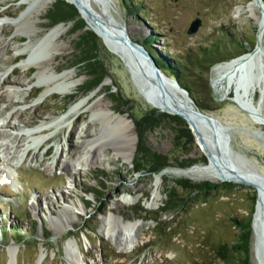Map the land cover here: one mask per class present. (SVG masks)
Listing matches in <instances>:
<instances>
[{
  "label": "rangeland",
  "instance_id": "obj_1",
  "mask_svg": "<svg viewBox=\"0 0 264 264\" xmlns=\"http://www.w3.org/2000/svg\"><path fill=\"white\" fill-rule=\"evenodd\" d=\"M20 1L0 0V264H188L201 252L198 241L203 240L202 235L231 239L234 229L229 217L245 213L243 198L251 190L243 183L229 195L195 193L189 204L190 214L177 226L183 230L184 237L168 239L154 235L155 222L148 216H155L162 205L165 186L178 178L192 183L222 182L168 174L164 175L168 180L163 183L162 177L157 187V173H150L147 168L135 171L134 163L142 156L138 145L143 143L167 156L171 165L166 168L206 164L208 158L200 150L188 121L180 116L192 137L179 139V147H174V127L178 125L169 118L147 131L144 124L138 125L144 115L164 111L139 92L122 58L95 32L99 58L107 74L98 86L81 94L79 88L88 74L75 64L74 42L83 29L71 33L72 21L58 22L65 24L67 30L58 36L42 38L54 25L46 17L52 4L38 13L44 0L30 7ZM141 1L144 16L128 12L121 0H88L98 12L111 15L123 25L132 41L141 44L154 35L151 43L157 51L181 59L195 56L208 47L207 42L228 34L236 35V40H246V51L256 45L258 25L250 0ZM256 9L258 13L259 7ZM196 17L201 19V24L196 32L188 33ZM84 29L91 28L85 25ZM250 41L255 44L251 46ZM54 48L60 54L50 64H56L59 72H73L69 80H78V84L71 93L62 95L55 91L43 98L40 94L46 82L37 80L36 62L45 60ZM27 63H30L28 69ZM214 65L207 75L196 69L188 72L197 98L208 106L198 107L229 126L230 146L238 157L245 159L242 162V158L233 157L234 162L264 173V122L254 120L230 96L218 97L210 81ZM251 73L262 79L263 92L258 88L253 101L260 104L264 118V49ZM37 90L39 93L33 97ZM109 92L120 96L122 101H112ZM232 94L235 88L231 89ZM69 95H74L75 101L62 112L59 109L63 98ZM80 100L84 103L77 121L74 114L57 124L56 120L69 106ZM106 105L133 123L131 138L135 139V153L129 160L115 153L114 148L122 138L113 136L115 126L99 112ZM86 124L91 136L80 142L78 130ZM41 125L46 126L43 133L28 135L27 132ZM94 133L102 136L95 143L101 158L89 164L92 149L89 140ZM65 160L74 166L69 174L61 168ZM181 161L186 164L182 166ZM6 169L9 174L5 173ZM89 188H102L103 194L85 193ZM156 191L161 199L155 202ZM132 197L131 203L124 202ZM63 207L69 208L71 224L63 225L56 219ZM113 214L139 224L131 231L122 230L113 222ZM164 217L170 219L172 215ZM104 220L112 221V227L104 228ZM129 236L135 240L133 247H128L126 242ZM69 242L79 259L69 253ZM252 244L253 233L250 264H257Z\"/></svg>",
  "mask_w": 264,
  "mask_h": 264
},
{
  "label": "bare ground",
  "instance_id": "obj_2",
  "mask_svg": "<svg viewBox=\"0 0 264 264\" xmlns=\"http://www.w3.org/2000/svg\"><path fill=\"white\" fill-rule=\"evenodd\" d=\"M39 0H21L20 3H27L29 7L37 3ZM53 0H44L43 3H41L40 8L38 10V13H42L47 10V8L52 4ZM80 5V15L85 19L87 27L91 28L95 31V33L102 39L104 44L114 53H116L120 57L128 58L132 61L133 65H131V70L134 72V74L142 80L140 82V86L136 85L139 92L147 99V101L152 104L154 107L160 109V110H168L170 104H174L178 108L183 109L187 114L191 116L190 122L191 126H194L195 124L199 125V128L201 132L205 135L206 142H209V135L206 133L205 130V124L201 119H199V116L196 114L197 109L196 107H190L189 102L186 99V96L179 92H173L168 93V102H166L160 95L158 89L156 87H153L149 84V82L146 80L147 77H145V74H143L141 70V66L137 60V57L130 52L128 47L123 43V40L116 35L114 32L106 31L104 27H101L93 18H91L87 11L84 9V6H88L87 2L88 0H78ZM263 3V4H262ZM262 4V5H260ZM28 7V8H29ZM250 7L252 11L254 12V17L256 19L257 25H258V32H257V42L255 47L252 50H249L247 52H244L238 56H235L227 61L219 62L215 64L212 69V82L213 86L215 88V92L217 93L218 97H224V96H230L231 99L238 102L250 115L251 117L256 120L257 122H264V118L262 117L260 113V104L256 105L253 101V96L255 91L260 88V90L263 92V88L261 87L262 79L258 78L257 76H253L251 73V70H254L255 65H257L258 57L260 56L261 52L264 49V0H250ZM256 7H259V12L257 13ZM100 16L103 19L108 20L111 22L114 26L119 27L122 29V32L127 36L129 40L130 36L128 35V32L126 31L125 27L121 25L119 22H117L111 15L104 14L100 12ZM67 26L63 23H56L53 26H51L47 33L42 37L46 38L53 35H60L61 33H64L67 30ZM40 39V38H39ZM132 41V40H131ZM57 54H60L59 50L57 51L56 48L50 49V52L48 53V57L45 60H42L41 62H36L38 66V70L36 72L37 80H45L46 86H43V90L40 94L41 97L45 98L46 96L52 94L53 92H58L59 94L66 95L68 93H71L74 88L78 84V80H69V78L72 77L73 72L71 71H63L59 72L55 65H51L50 62L55 58ZM26 68H30V63L25 64ZM250 73V74H249ZM147 76L151 77V81L156 84L155 78L151 73L147 74ZM257 77V78H256ZM7 80V79H4ZM69 80V81H68ZM135 83V82H134ZM232 88H235V94L230 95V91ZM84 103V100H80L78 102H75L69 108L67 111L56 121L57 124L62 122V120L66 119L70 115H77V118L81 115L78 113L79 109L82 107ZM98 104V103H97ZM101 113H104L106 115V121L110 124L114 125L116 130L114 131L113 136L121 137L122 139L119 141L118 145L114 148L115 153L118 155H122L125 159L129 160L133 157L135 153V139L131 138V133L133 131V123L131 120H129L125 115H122L118 112H115L112 110V108L109 105H106L105 107L99 109ZM94 112V111H93ZM97 112V113H99ZM96 114V113H95ZM18 117H22V113L18 114ZM6 123V122H5ZM46 126L41 125L36 127L35 129L30 130L28 133L29 136H33L36 133H43ZM196 141L198 142V146L200 147V150L202 151L203 145L201 144V140L198 137L196 130L193 129ZM214 136L215 140H218L220 144H225V134L224 132H219L217 128H214ZM94 137H92L89 140V143L92 147L89 155V164H93L96 160H99L101 156L97 152V146H95V143L99 142V140L102 138L101 135H96L94 133ZM91 136V129L88 124L81 126L78 130V138L80 139V142H83L85 138H88ZM44 141V139H43ZM230 143V142H229ZM210 150H215L211 146V143H207ZM223 148H217L225 150V146H222ZM29 150V149H28ZM227 153L229 154L230 151H232L230 148L227 149ZM234 153V151H233ZM5 163V162H4ZM6 164V163H5ZM73 164H71L68 161L62 162L61 168L62 171L69 174L72 172ZM176 175V176H187L195 180H201V179H209L212 181L217 180H232L236 178L235 174L240 175L241 177H244L246 179L252 180L256 182L257 184H263L264 185V176L259 173L258 171H255L253 168L249 167L248 165L240 166L238 163H234V171L229 169V166L222 163V161H217L215 159L208 158V161L206 164H199L194 166H188V167H165L161 169L159 172H157V187L159 186V183L163 177V175ZM258 209L255 213L254 217V230H253V244L252 249L254 253V257L257 261V264H260V257L258 253V246L261 244V237H262V230L260 227V219H261V207L264 204V192L263 189L258 186ZM161 196L159 195V192L156 191L153 197V200L156 202L157 200H160ZM134 200V197L132 198H125V203H131V201ZM56 219L62 223L63 225L71 224L72 220L69 216V208L63 207L58 216H56ZM117 223V226L122 230H129L131 231L137 225L139 224L136 220H124L122 216L113 214V222ZM112 221H105L103 222V227H112ZM108 237H111V234H108ZM116 240V238H115ZM126 242H129L128 247H133L135 244V240L133 237L129 236L128 239H126ZM69 253L75 257V259H79L76 254H74L72 243L69 242Z\"/></svg>",
  "mask_w": 264,
  "mask_h": 264
},
{
  "label": "trees",
  "instance_id": "obj_3",
  "mask_svg": "<svg viewBox=\"0 0 264 264\" xmlns=\"http://www.w3.org/2000/svg\"><path fill=\"white\" fill-rule=\"evenodd\" d=\"M121 2L128 12L145 15V7L141 0H121ZM46 17L51 24L72 21L71 33L83 29L74 42L77 51L74 61L75 64L79 65L88 74V78L81 84L79 90L81 94L89 92L98 86L107 74L106 68L99 58L96 34L91 29H84L86 22L80 17L76 7L66 0H55L48 9ZM153 36L145 38L141 44L166 74L176 78L181 86L189 91V94L200 108H208V106L200 101L195 94L192 80L188 76L190 69H196L207 75L212 65L247 52L246 40H236V35L228 34L227 36H222V38L220 36L212 42H207L208 47L202 48L195 56L181 59L178 56L167 55L157 51L151 43L154 39ZM254 44L255 41H250L251 46ZM39 91L37 90L33 97L37 96ZM208 93L211 94V92ZM109 95L114 102L122 101V98L113 92H109ZM74 101V95L63 98V104L59 110L63 112ZM167 118L178 125L174 127V147L181 145L179 139L182 137H192L183 118L179 115L168 114L166 112L146 114L138 122V125L144 124L145 131H147L158 126ZM138 146L140 147L139 150L142 156L134 163L135 171L147 168L150 173L154 174L164 167L171 165L165 154L153 150L145 143ZM181 162L182 166L186 164L183 161ZM167 180L168 178L163 175V183ZM239 185L242 184L229 180L222 182L204 181L202 183H192L186 178L173 180L172 185L165 186L164 193L166 197L160 208L156 211V215L148 216L155 222L154 235L156 237L165 236L168 239L183 235V230L177 228V226L182 222L183 218L190 214L191 207L189 204L193 200L195 193L205 195L216 192L219 195H229ZM244 186L251 190L243 198L246 201V204L242 207L245 213H234L229 217L231 226L234 229L232 238L217 239L212 236L209 238L202 235L203 240L198 241L200 247H202L200 248L201 252L196 253L188 264H250L251 223L255 210L256 191L252 190L253 187L249 185ZM102 188H89L85 190V193L92 194L96 191L101 196L103 194ZM165 214L172 215V218H163ZM3 227L5 226L3 225ZM4 234L6 233L4 232ZM18 237H22V235L18 233Z\"/></svg>",
  "mask_w": 264,
  "mask_h": 264
},
{
  "label": "water",
  "instance_id": "obj_4",
  "mask_svg": "<svg viewBox=\"0 0 264 264\" xmlns=\"http://www.w3.org/2000/svg\"><path fill=\"white\" fill-rule=\"evenodd\" d=\"M66 1L73 4L76 7L78 13L80 12V5L81 4L79 3L78 0H66ZM87 5L88 6H84V9L87 11L88 15L91 18H93L101 27H104L106 29V31L114 32L116 35H118L123 40V43L128 47L130 52H132L137 57V60L141 66V70H142L143 74H145V77H147L146 80L149 82L150 85H152V86L154 85L153 87H156L158 89L161 97L166 102H168V95L170 93L174 94L173 92H176V93L179 92V93H182L186 96V99L189 102L190 107H196V109L198 111V112H196V114L199 116V119H201L203 121V123L206 125L205 130H206V133L209 135V142L211 143V146L213 148H215V150H213V152H212V150H210V148L208 147L207 143H209V142H206L207 138L201 132L199 125L194 123V126H191V122H190L191 116L189 114H187L183 109L178 108L174 104H170V105H168L169 106L168 110H161V111H164V112H167V113L173 114V115H179V116L183 117L185 120H187L192 131H193V129L196 130V133H197L198 137L200 138V140L202 142L201 144L203 145V148H204V149H202V151L205 152L207 158L212 157L213 159H215L217 161H222V163L229 166L230 170L234 171V163L235 162H234V159H232V158L238 157V155L235 152L233 153V149L231 148L230 143H229L230 142V136L228 133L229 126L223 124L217 117L201 110L198 107V105L196 104L195 100L189 94V91L186 88H184L183 86H181V84L178 82V80L176 78L166 74L157 65V63L155 62L153 57L149 54V52L144 48V46L142 44H139L137 42L129 40L127 38V36L122 32V29H120L117 26H114L108 20L101 18L100 12H98L96 9H94L89 2H87ZM79 15H80V13H79ZM80 17L83 18L81 15H80ZM83 20L85 21L84 18H83ZM200 24H201V19L199 17H196L190 23V26L187 29L188 33L196 32ZM121 58L124 61L125 65L127 66L128 70L131 72L132 78H133V81L135 82V84L140 86V82L142 80L140 79V77L136 76L134 74V72L131 70V65H133L132 61L128 58L127 59L124 57H121ZM149 73H151V75L154 76L156 84H154V82L151 81V77L149 79V77L147 76V74H149ZM210 81L212 82V79H210ZM214 128H217L219 130V132H224L225 140H226L225 144H220L218 140H215V136L213 133ZM193 133H194V131H193ZM194 135H195V133H194ZM223 145L225 146L226 151H223L222 149H219V150L217 149V148H223L222 147ZM229 148L232 151H230V153L228 154L227 149H229ZM238 158H242V160H243L242 162H245V159L242 156H240ZM253 169L255 171H258L256 168H253ZM259 173H261V172H259ZM261 174L264 176V173H261ZM235 175H236V178L234 179V182L249 185V186L253 187L256 191L255 210L253 213V218H252V223H251L252 233H253L254 217H255V213L258 209V199H259V197H258V186H260L264 192V185L263 184H257L256 182L249 180V179H246L244 177H241L238 174H235ZM221 181H225V180H221ZM262 206L263 207H261L260 227H261L263 234L261 237V244L258 246L260 264H264V204Z\"/></svg>",
  "mask_w": 264,
  "mask_h": 264
}]
</instances>
